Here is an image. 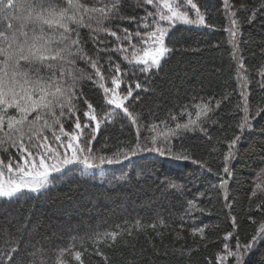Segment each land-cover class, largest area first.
<instances>
[{"label":"trees","instance_id":"obj_1","mask_svg":"<svg viewBox=\"0 0 264 264\" xmlns=\"http://www.w3.org/2000/svg\"><path fill=\"white\" fill-rule=\"evenodd\" d=\"M194 1L203 11L207 10V24L212 27L196 31L177 26L168 40L171 54L161 67L147 74L127 68L130 74L124 80L139 81L142 88L147 89L130 107L134 114H140V124L160 125L155 132L142 129L141 138L148 136L151 139L166 130L161 121L169 128H175L176 123H187L188 115L181 116L180 113L185 108L192 113L195 109L190 105L199 101L207 103L211 98L208 106L214 111L207 117H200L198 126L190 129L181 144H174L177 151L181 145L187 148L191 159L199 164L188 163L186 167L169 169L165 160L152 157L106 166L103 174L98 172L93 176H81L74 169L62 182H54L55 186L39 198L0 203V240L5 250L16 247L14 242L20 241L19 251L26 264H32V261L36 264H218L216 257L222 254L223 237L228 232L236 233L244 243L245 235L249 234L250 239V234L264 223V111L255 116L258 109H264V88L258 86V76L264 66V9L251 23L246 19L253 10L264 5V0H230L233 11L244 9L236 16L241 22L239 33H244V39L239 34L237 41L239 57L244 63L242 70L231 57L232 49L227 42L230 37L223 30L229 21L222 0ZM86 2L91 3L90 0ZM92 2L100 8L109 0ZM118 2L120 15L124 17L145 15V9L140 6L143 0ZM80 3L85 5L83 0ZM58 6L65 7L66 3L59 0ZM147 9L153 10L151 6ZM111 25H116V29L136 30L135 24L129 23L128 19L121 21L118 17H110L97 25L85 14L84 25L79 26L80 34L87 38L86 33L94 34L97 27L111 30ZM4 26L0 21V31ZM23 31L31 36L32 26ZM103 35L106 36L103 32L99 34ZM210 39L212 44L202 47ZM100 56L103 63V53ZM250 60L252 64H249ZM75 69L70 72L91 71L83 61L75 64ZM246 72L253 83L252 91L254 89L250 100L247 96L246 104L255 119L251 130L241 133L238 125L244 113L238 111L237 106L245 103L239 89L242 85L240 77ZM78 88L83 98L98 103L97 93L101 90L91 82L82 80ZM217 100L221 101L219 108L215 107ZM100 103L96 108L103 115L101 108L104 106ZM79 109L83 123L82 113L87 110L83 100ZM170 115L177 119L171 120ZM73 122L64 121L67 131L72 130ZM201 127L205 131H201ZM136 132V126L121 118L103 129L91 147L97 155H112L124 147L123 142H135ZM43 134L49 136L51 143V130H45ZM236 136H242V139L235 149L236 158L230 163L234 176L228 181L229 200L226 201L224 189L218 187L220 178L216 173L223 175V157L228 152V143ZM3 147H8L7 152L0 148V159L5 163L9 157H19L15 148ZM148 162L166 168L175 174V178L168 180L161 174L157 178L150 172L142 179ZM206 168H211L212 172H207ZM173 184L177 188L168 189ZM194 198H198V208L190 212L187 201ZM258 204L261 208L256 207ZM199 209H203V213ZM40 210L48 211L42 216ZM249 215L257 221L255 225L249 221ZM232 217L236 218L238 228L232 226ZM199 228H204L203 235L193 233V229ZM113 232L117 233L114 240L110 235L104 236ZM229 243L235 245L236 238ZM76 252L81 253L80 260H76ZM248 264H264V242L257 245Z\"/></svg>","mask_w":264,"mask_h":264},{"label":"snow or ice","instance_id":"obj_2","mask_svg":"<svg viewBox=\"0 0 264 264\" xmlns=\"http://www.w3.org/2000/svg\"><path fill=\"white\" fill-rule=\"evenodd\" d=\"M64 2L66 6L59 7V0H0V21L5 25L0 31V148L7 152L8 147H3L7 145L19 153L18 158L9 157L7 163L0 159V203H11L21 198H39L55 186L54 182H62L64 176L74 169L81 176L94 175L96 172L103 174L106 166L122 165L126 161L148 157L162 158L170 162L191 160L192 163L199 164L191 159L187 148L181 145L177 151L172 142L181 139L184 133L198 126L200 117H207L208 113L214 111L208 106L211 98L207 103L189 106L196 109V120L191 119L192 113L185 108L180 115H188L187 123H176L175 128H169L161 121L166 130H161L151 139L148 136L141 138L142 129L155 132L160 125L140 124V114L130 111V107L138 100L133 94L132 85L122 89L124 78L130 73L122 72L120 64L113 62L110 55L102 63L100 54L119 53L124 62L142 74L158 70L162 60L171 52L165 41L175 26L187 24L212 27L206 22L207 10L202 12L201 7L193 0H143L140 6L145 9V15L129 18L120 15L121 5L118 0L104 2V6L100 8L85 7L80 0ZM222 4L225 17L229 21L228 27L223 30L231 38V57L237 61L238 69L242 70L243 60L237 55L241 22L236 16L244 9L233 11L234 5L230 0H222ZM147 6H151L153 10L148 11ZM262 9L264 5L253 10L252 15L246 18L247 22L251 23ZM189 12L194 14V18H190ZM85 14L89 21L97 25L110 17H118L121 21L128 19L129 23L135 24L136 30L118 28L117 31L121 34L117 35V31L97 27L93 30L94 34L90 33L85 38L81 36L79 27L84 25ZM165 24L166 27L163 26ZM29 25L32 26L31 36L23 31ZM87 27L91 28V24ZM101 32L115 38L116 45L108 48V41L99 38ZM133 39L139 42V48L132 42ZM89 42L94 46L93 55L86 51ZM130 49L132 58L129 56ZM77 60L83 61L91 71H66L65 64L75 65ZM261 76L264 77V73ZM82 80L91 82L102 91L103 115L97 112L91 102L83 98V93L78 88ZM242 87H246V84ZM135 89H142L141 83L137 82ZM240 97L245 101L237 106L238 111L244 113L238 125L243 133L251 130L252 120L264 109H258L255 116H251L243 90ZM81 100L87 109L82 113L83 123L79 109ZM220 103L217 100L215 107L219 108ZM118 117L127 119L136 126L135 142H123L124 147L118 148L112 155L95 154L91 143L96 139L102 124L113 122ZM170 119L174 121L177 117L170 115ZM64 121H74L71 131L65 129ZM57 126L59 134L53 130ZM45 130H53L51 139L55 142V147L48 142L49 136L43 134ZM200 130L205 131L203 127ZM241 139L242 136H236L228 143V152L223 157V175L216 173L220 178L218 187L224 189L226 201L229 200L228 181L234 176L230 163L236 158L235 149ZM149 143L151 147L148 146ZM200 166L204 168V165ZM205 170L212 172L211 168ZM5 172L8 174L7 180L4 179ZM176 188L177 185H171V189ZM180 190H183L182 186ZM197 199L187 201L190 212L197 210ZM256 207L261 208V205ZM199 211L203 213V209ZM248 219L254 225L257 223L251 215ZM232 226L238 228L235 217H232ZM203 232L204 228L193 229L194 234L203 235ZM109 235L114 240L117 233L104 234ZM248 235H245L246 242L241 243L236 233L228 232L223 237L222 254L216 257L218 264H248L257 245L264 242V223L260 224L254 234H250V239ZM233 238H236L235 245L229 243ZM14 243L16 247L0 252V264H14L20 241ZM80 256V252L75 253L76 260H80Z\"/></svg>","mask_w":264,"mask_h":264},{"label":"bare ground","instance_id":"obj_3","mask_svg":"<svg viewBox=\"0 0 264 264\" xmlns=\"http://www.w3.org/2000/svg\"><path fill=\"white\" fill-rule=\"evenodd\" d=\"M87 0H83V2L85 3V7H88V8H92V7H95L94 5H93V2H92V0H90L91 1V3L89 2H86ZM96 2L97 1H94V4H96ZM95 8H98V7H95ZM250 28H252V29H256L257 27H252V26H250ZM120 29H123L122 27L120 28ZM196 31H202V29H200V28H198ZM199 34H202V32H198ZM239 34H244V33H239ZM89 34L88 33H86V36H88ZM22 38L23 37H20V39L22 40ZM99 38L100 39H102V40H106V41H108V44H109V46H107L108 48H112L113 46H112V39H111V37H108V36H99ZM241 38H243V35H242V37ZM231 39V38H230ZM230 39H229V41L227 40V42H228V44H229V46H231L230 48L232 49V44L230 43ZM244 39V38H243ZM212 41L213 40H208V41H205V43L203 44V46L202 47H205V46H208V45H211L212 44ZM107 44V45H108ZM101 47H103V45H101ZM93 48H94V46H93V44L91 43V42H89L88 44H87V50L86 51H88V54L89 55H93ZM130 53V52H129ZM109 55L111 56V59L113 60V62H115V63H118V64H120V67H121V70H122V72L123 71H127L128 69L127 68H132L129 64H127L126 62H124L122 59H121V54H117V53H103V59H104V62L105 61H107L108 60V58H109ZM237 55L239 56V50H238V53H237ZM80 60H77V62H76V64L79 62ZM80 64V63H79ZM79 64H78V67H79ZM244 64V63H243ZM249 64H252V60H250L249 61ZM65 69H66V71H68V72H70V70H76L75 69V65H72V64H67L66 63V66H65ZM133 69V68H132ZM72 73H74V72H72ZM261 73H264V66H263V70L261 71ZM261 73L259 74V76H258V81H259V83H258V86H259V88H264V86H262V85H264V77H262L261 76ZM240 79H241V81H242V85L240 86V92L243 90L245 93H246V97L247 96H249L247 99H249L250 100V98H251V95H252V93H253V91H254V89H253V91H252V86H253V83H252V81H251V79L249 78V76H248V74H247V72L245 73V75L243 76V77H240ZM137 82H139V81H132L131 79H125V83L122 85V89H125L126 88V86L127 85H132V87H133V89H134V96H137L138 98L139 97H142L143 96V88L142 89H135V84L137 83ZM139 83H141V82H139ZM246 84V87H242L243 85H245ZM98 94V97H99V101H98V103H100V104H102L103 106H104V96H103V93H102V91H100L99 93H97ZM201 101H199L197 104H202V103H200ZM93 105H94V107H96L97 106V104L98 103H96V102H91ZM247 105H249V104H247ZM108 110H110V109H108ZM195 111H196V109H195ZM195 111H192V116H191V118L192 117H194V118H196V115H195ZM243 115H241V117H242ZM189 118V117H188ZM121 118H116L113 122H110V123H104V124H102V126L104 127V129L108 126V125H113V124H116L117 123V121H119ZM180 119H178V121H179ZM180 124H182V122L180 123ZM106 126V127H105ZM189 133H190V130L189 131H187L186 133H185V135H183L182 136V138L181 139H178V140H174L172 143L173 144H175V142H177L178 144H181L180 143V141H182L185 137H187L188 135H189ZM180 146V145H179ZM264 150V149H263ZM263 158V157H262ZM162 159V158H161ZM164 160V159H163ZM165 162H166V167L167 168H169V169H176V168H179V167H186L185 166V164H188V163H192L191 162V160H189V161H180V162H170V161H167V160H165ZM147 170H145L142 174H141V178L143 179V178H146V177H148V174L150 173V172H152L153 174H156V177L158 178V174H161L162 176L163 175H166L167 177L165 178V179H174L175 177H174V175H173V173H171L169 170H167L166 168H163V167H161V166H157V165H154L153 163H150V162H148L147 164ZM169 172V173H165V172ZM171 189V185H170V187H168V189ZM45 207H46V205H45ZM44 207V208H45ZM49 211L51 210V209H48ZM47 210V211H48ZM47 211L45 210V211H41L40 210V213L42 214V216L43 215H46V213H47ZM5 250V247H4V244L2 243V241L0 240V252L1 251H4ZM24 255H22V253H20V251L18 252V253H16L15 254V257H14V264H26L25 262H24ZM23 259V261H21ZM32 264H36L35 262L33 263V261H32Z\"/></svg>","mask_w":264,"mask_h":264},{"label":"rangeland","instance_id":"obj_4","mask_svg":"<svg viewBox=\"0 0 264 264\" xmlns=\"http://www.w3.org/2000/svg\"><path fill=\"white\" fill-rule=\"evenodd\" d=\"M194 2V1H193ZM195 3V2H194ZM148 11H149V9H147ZM202 12H204L203 10H201ZM189 16H190V18H194V14L192 13V12H189ZM206 20H207V17H206ZM115 22H118V20H114ZM117 25V24H116ZM115 25V26H116ZM115 26L114 25H111V30L112 31H117V29L115 28ZM163 26H165V25H163ZM166 27V26H165ZM199 27H203V26H199ZM120 29V28H119ZM121 33L119 32V31H117V35H120ZM113 38V37H112ZM134 44H137V47L139 48L140 47V44H139V42L138 41H136L135 39H133V41H132ZM116 41H115V38H113L112 39V46L114 47L115 45H116ZM165 43H166V45H167V39H166V41H165ZM129 52H131V49L129 50ZM130 56V58H132L131 57V54L129 55ZM163 61V60H162ZM102 127V126H101ZM54 131H56V133L57 134H59V129H58V126L55 128V129H53ZM53 130H51V132L53 131ZM51 143H52V145L55 147L56 146V144H55V142L51 139ZM83 144V143H82ZM152 146V145H151ZM151 146H149V147H151ZM61 151H63L62 149H61ZM70 154V153H69ZM4 179L5 180H7L8 179V174L7 173H5V176H4Z\"/></svg>","mask_w":264,"mask_h":264}]
</instances>
